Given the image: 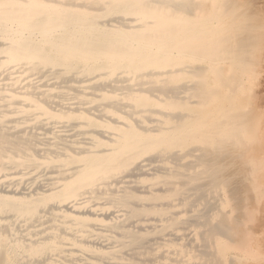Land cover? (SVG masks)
I'll list each match as a JSON object with an SVG mask.
<instances>
[{
	"label": "bare ground",
	"instance_id": "obj_1",
	"mask_svg": "<svg viewBox=\"0 0 264 264\" xmlns=\"http://www.w3.org/2000/svg\"><path fill=\"white\" fill-rule=\"evenodd\" d=\"M238 1L0 0V264H264V3Z\"/></svg>",
	"mask_w": 264,
	"mask_h": 264
},
{
	"label": "rangeland",
	"instance_id": "obj_2",
	"mask_svg": "<svg viewBox=\"0 0 264 264\" xmlns=\"http://www.w3.org/2000/svg\"><path fill=\"white\" fill-rule=\"evenodd\" d=\"M248 1H249V3H248ZM248 1L246 0V3H247V4L245 3L244 0H242V1H241V0L238 1V2H237L238 5H241L240 2L242 3V5H241L240 7L237 5V7H239V8H237V9H238L237 11L240 12L239 9H241V12H243L244 9H245V5L248 6V7H250V6L252 5V3L255 4V5H259V4L262 3V2L264 3V0H263V1L261 0L262 2L260 1V3H259L258 0H248ZM257 1H258V2H257ZM256 2H257V4H256ZM263 3H262V4H263ZM249 5H250V6H249ZM243 6H244V7H243ZM259 6L262 7V5H259ZM248 7H247V8H248ZM242 8H243V10H242ZM258 13H260V11H258ZM258 15H259V14H258ZM239 29H240V28H239ZM239 29H238V31H239ZM239 35H241V34H239ZM258 80H259V81H263L262 94L264 95V65H263V71H261V72L259 73ZM263 107H264V103H263ZM200 207H201V206H200ZM253 207L256 209L255 212H254V213H256V214H255V219H256V220L253 219V220H254L253 223H250V224H249V222H248V224H249V227H251L252 231H254L253 234H255V235H253V238H255V239L257 238L256 240H253V239H252V240L255 241V242H256L257 240H259V241H257L256 243H255V242H252V243L255 244V245H256L257 243L260 244V241H261L260 238H261V239H262V245L264 246V240H263V235H264V234H263V235H262V234L260 235V234H259L260 229L258 228V226H259L258 219H259V216H260L261 205H260V204H259V205L254 204ZM226 209H228V208H226ZM257 210H258V211H257ZM250 222H252V221H250ZM257 223H258V224H257ZM248 224H247V225H248ZM258 231H259V232H258ZM261 232H262V231H261ZM261 232H260V233H261ZM258 237H260V238H258ZM222 239H223V238H222ZM223 240H224V239H223ZM255 247H256V246H255ZM235 252H237V251H235ZM235 252H234V253H235ZM237 254L239 255L238 252H237ZM240 257H241V260H242V256H240ZM240 257H239V260H240ZM243 257H244V260L246 259L245 261H244V260L242 261V262H244V264H249V263H250V264H254V263H255V262L251 261L252 259L249 260L250 257L246 258L247 256H244V255H243ZM247 259H248L249 261H247ZM240 262H241V261H240ZM240 262L237 261V264H238V263L240 264ZM242 262H241V263H242ZM255 264H256V263H255Z\"/></svg>",
	"mask_w": 264,
	"mask_h": 264
}]
</instances>
